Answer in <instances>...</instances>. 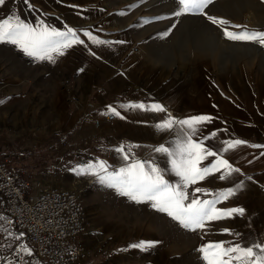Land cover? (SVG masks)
<instances>
[{
  "label": "rangeland",
  "instance_id": "374dc122",
  "mask_svg": "<svg viewBox=\"0 0 264 264\" xmlns=\"http://www.w3.org/2000/svg\"><path fill=\"white\" fill-rule=\"evenodd\" d=\"M29 3L31 7L24 0H6L0 19L16 14L33 25L43 20L59 30L72 28L85 43L62 56L54 54V62L35 60L15 45L0 43V156L30 179L35 190L41 185L74 191V178L88 181L80 198L90 229L77 240L91 254L88 264H129V255L134 256L130 264H205L202 258L195 263L189 251L201 254L199 248L209 242H253V218L212 221L205 230L192 232L150 203H136L74 169L100 160L110 171L119 169L126 162L117 161L115 149L122 145L136 152V159L169 167L167 158L153 151L175 138L155 126L164 114L127 112V107L123 119L108 114L109 107L118 105L160 103L177 118L211 116L201 133H217L206 142L216 149L225 140L246 141L225 154L241 169L239 174L228 181L210 176L192 188L218 192L243 181V189L218 207L252 211L264 206L258 183L264 147H252L264 146V0ZM85 17L101 21L89 24ZM85 31L108 43H92ZM0 218L6 243L17 250L21 242L31 251L21 264H39L3 207ZM224 229L241 235L224 234ZM129 233L134 234L131 239ZM140 241L159 243L148 252L130 247Z\"/></svg>",
  "mask_w": 264,
  "mask_h": 264
},
{
  "label": "snow or ice",
  "instance_id": "6c2138e0",
  "mask_svg": "<svg viewBox=\"0 0 264 264\" xmlns=\"http://www.w3.org/2000/svg\"><path fill=\"white\" fill-rule=\"evenodd\" d=\"M24 2L31 7L29 0ZM5 4L6 0H0V6ZM83 35L94 44L108 43L98 39L91 31H85ZM0 43L15 45L25 55L35 60L54 62V54L62 56L73 45H83L85 41L72 28L59 30L43 20L33 25L21 16L12 14L0 19ZM122 107L164 114L155 126L161 132L173 134L175 138L170 145L161 144L153 151L163 154L167 158L169 167L162 168L154 159H134L131 151L126 150V147L122 145L115 151L126 162L124 166L110 171V165L100 160L74 169L78 175L93 176L101 185L116 190L119 195L136 203H150L152 208L166 213L182 228L192 232L205 230L208 222L245 215L243 207H218L243 189V181L236 182L234 187L218 192H212L204 187L192 188V186L205 181L210 176H215L221 181H228L234 174H239L241 169L225 158V154L245 145L246 141L225 140L223 146L216 149L215 146L206 142L215 138L217 133L212 132L210 135L201 133L202 126L212 121L211 116L196 115L177 118L160 103H138ZM108 114L124 118L115 107H109ZM252 147L264 146L252 145ZM210 157L215 159L202 166L203 162ZM167 175H174L177 179L171 182L165 178ZM248 179L252 178L248 177ZM189 188H192L191 194L188 191ZM224 234L241 235L233 233L230 229H224ZM23 235L18 234V238H22ZM158 243L159 241H140L131 244L130 247L148 252ZM23 252L31 255L30 249L22 246L17 256ZM199 252L205 264H264V241H253L247 245L236 240L209 242L202 245ZM9 264H18V262H9Z\"/></svg>",
  "mask_w": 264,
  "mask_h": 264
},
{
  "label": "built area",
  "instance_id": "2783aa9c",
  "mask_svg": "<svg viewBox=\"0 0 264 264\" xmlns=\"http://www.w3.org/2000/svg\"><path fill=\"white\" fill-rule=\"evenodd\" d=\"M0 198L5 216L47 264H88L91 254L77 240L87 228L86 207L75 192L38 188L0 156Z\"/></svg>",
  "mask_w": 264,
  "mask_h": 264
},
{
  "label": "crops",
  "instance_id": "0c3cea01",
  "mask_svg": "<svg viewBox=\"0 0 264 264\" xmlns=\"http://www.w3.org/2000/svg\"><path fill=\"white\" fill-rule=\"evenodd\" d=\"M84 19H86L84 21L85 22L88 21L89 24L90 23L98 24L101 21V20L97 21V20H95L93 18H87V17H85ZM112 22H113L112 24L116 23L115 20H113ZM117 110L120 111L122 114L125 113L124 107H122V106L118 105L117 106ZM131 110H132V108H128L127 107L126 111L129 112ZM104 128H106V127L104 126ZM131 153L133 154V158L136 159L137 158L136 157V152H131ZM117 161H122V158H121L120 154L117 155ZM259 178H260L259 182H258L259 183V187H260L259 197H260V199L261 198L264 199V170H263V174ZM73 180H76V182L73 183L74 184L73 185L74 188H75V184L77 183V185L79 186L78 187L79 192L82 191L81 190L82 188H83V190H85V186L87 185L88 181L77 179V178H74ZM53 181H54V179H53ZM74 188H72V189H74ZM1 207H3V202H2V200L0 198V208ZM243 208L245 209V215L243 217H237V218L238 219L244 218L246 220H248L250 218H253V220L255 222V225H256V228L254 230L255 234H256V237H255L254 241L255 242L264 241V206H259L257 209H253L252 211H250L246 207H243ZM15 230H16V228H15ZM16 232L18 234H23V233L18 232L17 230H16ZM133 235L134 234L129 233V239H131L133 237ZM84 237H86V236H84ZM23 238H24V240L28 241L29 244L31 245V247L33 248L34 257L36 258V261L39 264H47L45 261H40L37 258L36 253H35L34 245L25 237V235H23ZM11 245L12 244L9 243V242H8V244L6 243L5 224H4V220L2 218H0V264H9V262H18V264H21L20 261L22 259V256L27 255V252H23V253H20L19 256H17V252L19 251V249L22 246L24 248H26L24 243L17 242V244L15 245V247H17V248L19 247V249H17V250L15 248H11ZM132 254H134V253L132 252ZM188 254H190L191 257H194L195 263H196V261H199V258H202V254H198L197 250L189 251ZM133 259H134V256L133 255H129V264H130L131 260H133ZM148 264H154V263H148Z\"/></svg>",
  "mask_w": 264,
  "mask_h": 264
},
{
  "label": "bare ground",
  "instance_id": "6f19581e",
  "mask_svg": "<svg viewBox=\"0 0 264 264\" xmlns=\"http://www.w3.org/2000/svg\"><path fill=\"white\" fill-rule=\"evenodd\" d=\"M85 184H86V183H85ZM78 187H79V186H78L77 183H76V184H75V188H76V189H75L73 192H75L76 194H78L79 197H80V193H81V192H79ZM39 188H41V185H39ZM86 216H87V211H86ZM87 224H88V217H87ZM89 229H90V228H89V225H88L87 228H86L85 234L89 232Z\"/></svg>",
  "mask_w": 264,
  "mask_h": 264
}]
</instances>
